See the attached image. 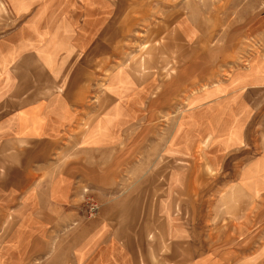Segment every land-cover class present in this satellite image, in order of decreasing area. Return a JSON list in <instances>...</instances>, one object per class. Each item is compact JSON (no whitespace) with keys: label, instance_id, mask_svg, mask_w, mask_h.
<instances>
[{"label":"rangeland","instance_id":"1","mask_svg":"<svg viewBox=\"0 0 264 264\" xmlns=\"http://www.w3.org/2000/svg\"><path fill=\"white\" fill-rule=\"evenodd\" d=\"M23 24L37 31L44 26L50 35L55 30L54 39L61 40L58 30L76 45H107L101 60L109 68L92 72L117 83L122 119L116 138L92 140L85 159L82 150L61 151L58 165L47 167L22 203L20 197L1 207L0 221H25L27 229L0 230V261L20 255V247L5 239L17 233L37 237L38 221L57 226L45 228L48 244L28 247L29 254L44 253L45 264H52L54 248L59 261L67 259L75 236L67 224L100 218L117 223L119 229L110 232L135 241L138 258L149 254L151 264H264V0H0V41ZM229 96L230 102L212 101ZM211 110H217L213 124ZM244 111L253 131L247 145L259 163L252 166L257 177L243 182V167L225 181H214L207 171L201 176L214 155L208 148ZM211 129L215 137L207 134ZM107 143L115 147L106 149ZM111 154L119 163L115 182L102 175ZM79 158L83 165L74 166ZM177 171L186 203L167 191L166 176L155 183L153 203L148 176ZM154 207L157 213L148 212ZM178 220L199 227L187 230L196 239L182 263L175 261L181 252L175 250L184 231L170 230Z\"/></svg>","mask_w":264,"mask_h":264},{"label":"crops","instance_id":"2","mask_svg":"<svg viewBox=\"0 0 264 264\" xmlns=\"http://www.w3.org/2000/svg\"><path fill=\"white\" fill-rule=\"evenodd\" d=\"M30 26L23 24L17 27L0 41V211L2 206L12 203L14 199L21 197L22 203V199L33 187L32 183L44 180L43 176L46 170H49L47 167L58 165L61 151L82 150L83 152L77 153L83 154L85 159L86 152L92 149V145L90 146L92 140L99 143V141L107 140L108 136L116 138L119 131L117 124L122 119V114L118 113L119 94L114 93L117 83L108 76L99 78L92 72L93 69L102 71L109 68L107 63L101 60L106 57L107 45L96 41L93 45L80 46L73 40L64 41L58 30L61 40L54 39L55 30L50 35L53 31H45L44 26H40V31H37L35 26ZM29 34H32L35 39H30ZM96 60L97 64L94 63ZM93 95L95 103L91 100ZM230 97L212 99V101L213 103L223 100L230 102L232 99ZM114 102H116L115 108L114 106L109 108V104ZM220 108H223V105ZM212 110L210 117L213 124L215 121L212 116L215 118L217 110L214 113ZM229 114L226 110L225 116L228 117ZM247 115L248 113L244 111L236 118L229 120L227 127L221 132L222 135L218 136L208 148L214 149L212 150L214 155L209 158L208 165H202L201 176H204L203 171H207L213 173L214 181H225L236 175V167H238V173L242 170L239 168L243 167L244 174L240 179L243 182H250L253 179L252 166L259 163L252 161L251 144L249 147L247 145L248 141L251 143L249 135L253 133L252 129L248 131L251 124L245 120ZM109 118L114 120V127L108 125L111 124L108 121ZM220 122H222L221 119L218 125ZM262 124L260 130L264 131V121ZM108 128L114 129L109 131ZM213 130V134L209 131L207 134L215 137L217 134ZM208 140L210 143V139ZM117 144L116 142L115 146ZM115 146L107 143L106 149ZM111 155V158L103 163L102 175L105 174L107 181L115 182L120 175H117L119 172L116 167L119 163L114 161L117 155ZM80 160L79 158L73 165H83ZM179 173L177 171L169 175L150 174L148 182L152 189L149 190L151 193L148 197L156 198L155 183L160 182L161 176H166L167 191L174 193L172 196L182 193L179 189L182 186L180 183L177 184V178L181 177L180 182H183L184 178ZM162 181L165 180L162 179ZM184 187L186 192L188 189L186 182ZM180 196L182 195H179V198ZM181 202L186 203L182 198ZM156 210L154 207L148 212L157 213ZM117 212L113 210L112 213ZM181 213L179 211V214ZM116 225L117 223H113L112 220L100 221V218L93 224L68 223L67 226L75 230V236L74 239H69L71 244L68 245L70 248L67 250V259L60 260L62 263H59L56 249L53 248L51 263L141 264L139 260L144 257L143 264H151L149 254L148 257L146 254H141L138 258L135 241L128 240L127 237L120 239L116 233L110 232L112 229H119ZM50 226L55 227L57 223L38 221L36 228L41 232L37 237L29 239L23 237L22 233L19 234L20 237H15L17 233L14 238H6L8 246L20 247V255H5V259L0 261V264H29L30 262L45 264V254L30 255L28 247L44 248L48 244L44 229L47 227L51 229ZM57 228L62 227L59 225ZM176 228L184 231V235L179 237L180 245H176L179 247L175 250V252L181 251L180 258L175 261L182 263L181 258H185L184 262L187 261V246L192 248L191 240L196 239L189 238L187 230L190 229L193 232V230H199V227L198 223L178 220L170 230ZM5 229L23 230L27 229V225L25 221L6 224L0 221V230ZM123 229L126 228L123 226ZM206 229L207 227L203 230ZM194 252H196L195 248Z\"/></svg>","mask_w":264,"mask_h":264}]
</instances>
